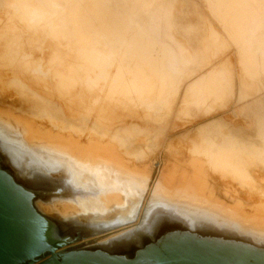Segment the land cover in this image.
Wrapping results in <instances>:
<instances>
[{
	"label": "bare ground",
	"instance_id": "obj_1",
	"mask_svg": "<svg viewBox=\"0 0 264 264\" xmlns=\"http://www.w3.org/2000/svg\"><path fill=\"white\" fill-rule=\"evenodd\" d=\"M9 1L20 5L15 13L0 11V96L7 93L13 99L0 107V264H264V183L255 188L253 173L264 176V116L251 120L249 128L241 119L230 130L225 129V121L209 119L223 133L222 141L165 143V150L186 166L169 162L162 170L160 160L153 176L149 159L154 158L160 134L152 128L166 123V118L157 117L162 110L152 105L141 106V100H160L189 78L196 63L189 44L179 48L184 65L172 68L176 60L169 45L157 39V52L147 30L138 22H134L138 28L126 25L128 20L101 0H96L100 4L74 1L73 10L65 12L71 20L67 22L80 23L68 29L74 38L63 42L55 35L60 31L53 28L57 20H34L41 0H31L37 3H29L32 7L26 0ZM215 1L207 6L214 19L223 22L232 12L229 1L237 0H224L228 6L222 5L223 0ZM257 1L254 5L238 0V10L231 6L242 21L236 37L241 45L233 43L240 45L237 54L248 80L254 77L252 86L240 85L243 98L258 94L264 76V21ZM147 16L150 20L153 13ZM235 19L231 20L236 23ZM235 23L237 30L240 25ZM215 27L209 32L214 56L228 36ZM124 58L123 70L115 62ZM120 71L125 73L121 79ZM226 74L205 71L199 97L192 94L196 87L189 83L185 91L190 99L182 103V112L210 111L209 100H221L225 92L220 80ZM15 77L21 86L57 102L65 119L50 114L40 119L19 107L12 92ZM237 101L235 95L233 104ZM226 113L231 120L233 114ZM127 119H137L138 130L146 132L141 136L128 129V136L135 137L132 148L123 146L115 133ZM182 121L191 120L182 117ZM225 175L234 183L239 180L238 185L247 186L249 192L261 194L260 198L247 197L248 205L235 197L240 186L233 188V184L223 191L230 202L220 198L219 187L224 185L220 180H226Z\"/></svg>",
	"mask_w": 264,
	"mask_h": 264
},
{
	"label": "rangeland",
	"instance_id": "obj_2",
	"mask_svg": "<svg viewBox=\"0 0 264 264\" xmlns=\"http://www.w3.org/2000/svg\"><path fill=\"white\" fill-rule=\"evenodd\" d=\"M8 1L9 0H0V11L1 12H4V11L12 12V11H14V13L17 12V10H15V9L20 4H17L16 2L13 3V2L9 1L10 2V5H9ZM30 1L31 0H26L27 4H29V3L32 4V1L31 2ZM49 1L47 2V0H41L40 3H38V4L43 3L41 5H38L37 3H33V4H35L34 6H36V4H37V6H41L43 9H46V10H41L42 9L41 7L39 8L36 6L37 15L35 16L34 20L35 21H37V20H39V21H50L51 20L53 23H55L54 21L57 20L56 23L58 22V24L56 25V23H55V25H53V28L56 29L57 31H60V32H58L55 35L58 36V34H59L60 37H58V39H60L63 42H66L69 40L71 41L74 38V36H73V33L68 29H70V27L78 28L79 25H77V24H79L80 21H77V22L72 21V22H74L73 24L76 26L72 25V23L70 24V22H67V21H71L68 18L67 12L71 9L73 10L72 7L74 6V4H76L75 2H78L80 4L83 3V2H81L82 0L66 1L67 3L68 2L70 3L69 7H68V5H66V2L62 1V0H60V2L58 0H49ZM93 1H94V3H96L98 0L97 1L93 0ZM125 1L127 2L128 0H120V2L122 4L119 3L118 0H110V1L104 0L103 2L101 0L100 3L105 5V3L107 2L106 5L108 7H111V9H113L115 11L117 10L118 12L116 11V13L117 14L119 13L118 15H120V13H121V16L124 17L125 20L126 19L128 20V21H126V25L132 24L133 26H135V25H138V24H136L138 22L140 28L142 27L143 29L147 30V33L149 34L150 38L153 37V39L155 40V41L153 40L154 46L158 45V42L156 41L157 39L161 40L162 42L169 45L174 52L175 60H176V63H174L172 65V68H176L180 65H184V62L181 59V55L179 54V48L184 43L193 45L195 47L198 46V48H199L198 51H199L201 61L202 62L204 61V63H205V65L202 68H199V66H197L195 64L194 67L189 71L190 72L189 78H184L180 82L181 84H179L178 87L174 88V90H172L171 92H167V94H165V96L163 98H161L160 100H154L152 102H151V100H147V102H146V99L141 100V103H142L141 106H143L145 108L152 105L155 109L162 110V112L159 113V116L158 115H156V116L159 118L161 117V119L165 117L166 123H167V124L162 123L158 126L156 125L153 128L151 127L152 129L156 130V131L155 130L154 131L157 134H160L158 140L156 141V143L158 141L159 142L157 143V145H158L156 147L157 149H155L154 158L149 159L148 169H152V175L153 176L156 175L155 165H158V164H159V166L161 165L160 160L163 161L162 166H161L162 170H165L166 168L169 167V165H170L169 162H175L179 167L182 165L181 167L184 168L185 164L183 162H181L182 160H176V158H173L168 153V151L165 150L167 143L173 142V141H181L182 143H186V144H195L196 143L195 140H201V139H205V138H209L216 143H220L222 141L223 136H224L223 133L221 132L220 128L215 126L211 121H209V119H211L213 117H217L219 121H221V122L225 121V129L230 130L231 127H234L233 124L234 123L236 124V122L239 123L241 121V119L244 121L245 127H248V126L250 127L251 126V123H250L251 120L257 119L260 116H264V102H263L264 101V89L260 90L258 92V94H255L253 96H249V97H245V98L242 97V89H241L240 85L248 88V86L251 85L250 83H252V80H254V77H253V79L248 80V74L249 73L246 71V68H245L246 66L244 65L242 60H240V58L237 54V50L240 49V45H241V43H240L241 39L239 37V40H237L238 39L237 36L240 35L239 30H240L241 25H242L241 24L242 21H241V19H239L241 17L240 12L238 11L239 14H236L237 11H235V9L238 10V7H235L238 5V4H236V2H238V0L235 1V3H234V1L226 0V2L227 1L231 2L232 3L231 6H234L235 9L233 7L231 8V6H230V10H232L233 13L228 12L229 17H227L223 22H221L222 20L219 21L218 19H216L217 20L216 21L214 19L212 10H210V8L207 6V4H209V3H214L215 0H177V1L176 0L175 1L174 0H161V3L159 2L160 0H143V2H141L142 0H129L128 1L129 4L126 3ZM208 1H209V3H207ZM248 1H251L255 5L257 0H248ZM258 1H259L258 9H259V12L262 15V18L264 21V0H258ZM85 2L86 1H84V3ZM226 2L223 0L224 4L222 3V5L228 6L229 4H226ZM100 3H98V4H100ZM215 3H216V1H215ZM126 4H128V5H126ZM129 5H130L129 9H131L132 12H131V10H130V12H127V10H129L128 9ZM134 5H136V6H134ZM156 5H157V7H155ZM47 6H49L50 8H48ZM125 6H127V7H125ZM132 6H134L133 9L131 8ZM218 6L220 8L222 7L219 4H218ZM126 8H127V10H125ZM220 8H217V9L219 11H221ZM225 8H226V6H225ZM11 9H12V11H11ZM119 9H120V11H119ZM139 9H141V10H139ZM222 9H224V6L222 7ZM45 11H46V13H45ZM148 11L149 12L151 11L150 13H153V16L150 20L147 16L150 14V13L148 14ZM152 11H155V12H152ZM122 12H124V13H122ZM139 12H140V14H139ZM234 12H236V13H234ZM231 13H232L233 18L235 16L239 15L237 18L235 17L236 19L234 18L236 20V23H235V21L234 22L232 21V20H234L232 17H231L232 20L230 19ZM16 14H19L18 17L22 16L21 12L16 13ZM196 14H197V17H196ZM233 14H235V15H233ZM23 16H26V15L23 13ZM14 17L17 18V16H14ZM65 17L67 19H65ZM51 18L54 20H52ZM59 18H61V20ZM24 19H25V17H24ZM132 19H133V22H132ZM145 19L148 20V21L146 20L148 22L147 23L148 25L146 24ZM239 20L241 21L240 23H239ZM196 21H198V23H196ZM225 21H226V23H225ZM134 22H136V23H134ZM237 22L239 24H237ZM227 23L229 25H232V26H229ZM234 23L236 25H240L239 27L236 26V28L238 27L237 30L235 29ZM190 24H193L195 26L192 29L187 30L185 28V26L190 25ZM223 24H227L229 26V28L232 27L231 29L232 30L235 29L236 31L235 30H234L235 32L232 31L231 29H229L227 27V25H225L226 26L225 28H227V29H225L223 27L224 26ZM145 25L148 27H146ZM183 26H184V28H182ZM211 26H213V27L216 26L215 28H219V29L221 28L222 33H224L225 36L226 35L229 36V37L226 36L225 37L226 39L224 38V36H222L223 40L225 39L224 42L226 41L227 43L225 42L224 47L222 48V50H220L221 53L219 51L218 54H215V56L212 54V52H210L211 51L210 50V44L212 41H211V38L209 36V32H210ZM136 27L137 26H135V28ZM144 27H146V28H144ZM62 28H64V29H62ZM151 28L154 31H152ZM222 28H224L225 30ZM225 31L226 32L228 31V33H226ZM154 32H156V33H154ZM234 33H235V35H234ZM192 34H194V35H192ZM229 34H231L232 36L234 35L233 36L234 38ZM230 37L233 38L232 41H231ZM236 37H237V39H236ZM227 38L229 40H227ZM135 40L137 42L136 38H134V41H132V42L134 43ZM234 40H236L238 43H240V45L238 44L236 46L235 45L236 43H233ZM205 45L207 46V49L201 50V47L203 48ZM155 50L158 52V46L155 47ZM239 51H241V49ZM119 54H121V56L123 55L122 53H118L117 56ZM114 57H116V54ZM125 59H127V58H124V60ZM123 61L122 62H115V64L124 70V67H126V65H124V64H126V60H125V62H123ZM121 63L122 64L124 63L123 64L124 67H123V65H121ZM238 63H240V64H238ZM115 64L113 63L112 67ZM235 66L237 68H235ZM114 67L116 68V66H114ZM113 68H111V69H113ZM208 69H210V70L211 69L224 70L225 73H227L225 79L223 78L222 80H220V81H222L223 88H224L225 92L222 95L221 100L220 99H218V101L217 100L216 101L215 100H209V103L212 104V109H214V110L211 109L208 112L202 111V112L198 113V110L196 108H191L188 111V115H186L185 113L182 112L181 107L184 108L182 106V103L186 102L190 99V97L187 96V93H186L187 88L190 85L189 83L194 84V86L196 87L195 92L192 94L194 96L196 95V97H199V95H200L199 94L200 78H201V75L205 71H207ZM243 69H244V71H243ZM120 73H121V75H120V79H121V78H123L122 76H124L125 73H123V71H120L119 74ZM46 80L51 82L52 81L51 76H50V78H49V76L46 77ZM226 80H228V81H226ZM13 86H15V87H12L13 88L12 92L15 94V96L17 97V100L19 101V104H17L19 107H21L27 111L31 110L33 113L37 114L38 118H40V119H44L47 114H50L53 118L58 119V120L59 119L60 120L65 119L64 115H62L63 114L62 110L59 108L60 106L53 99H51V98L49 99L47 96L45 97L42 95H41L42 97H40L39 93L36 90L32 89V87H30V86H21L20 79L18 77H15ZM227 87H229L230 91L228 90ZM172 94L173 95L175 94V95L172 96ZM230 94H231V96L233 95L232 98H231ZM235 95H236V98H238V101L234 105L233 101H234ZM4 96H5V98H7L8 94L4 93ZM4 96H2V98L0 96V107H4V102L9 103L10 101H13V99H10V98L5 99ZM44 98H46V99H44ZM168 98H169V100L167 101ZM212 101H215V102H212ZM167 102L170 104H168ZM171 103H172V105H171ZM220 104H222V105H220ZM165 106H166V108H165ZM225 111L231 112V113H232V111H234L232 113L233 115L231 117L232 118L231 120L226 119L225 114H228V113H226ZM235 112L237 115H235ZM243 114L248 115V116H245ZM182 117L184 119H190L191 121L188 123L187 122L183 123ZM235 119H237V120H235ZM129 120L130 119H127L126 124L123 125L125 128L118 125V127L115 130L117 139L126 148H132L134 141H135V137L128 136V129L130 127L133 129V132L136 135L143 134L141 136H144L145 135L144 133H146L144 131L140 132L138 130L137 119L136 120L134 119V121H136V122L129 121ZM232 120H234L235 122ZM89 123L90 122H86V124H89ZM66 124H67V122H65V124H64L67 127ZM127 124H128V126H127ZM160 126H162V128ZM80 127H82V129L84 128L83 126H81V124H80ZM126 128H127V131H126ZM147 128L151 129L150 126H148ZM163 142H164V144L165 143L166 144L163 145ZM150 145L153 146L154 144H150ZM187 168H186V170L190 171V168H188V169ZM253 173L256 174V176H257L256 177L257 181L254 185H255V188L258 189L261 187V182L263 181V183H264V176H262L261 172H257L256 170H253ZM224 178H226V180H220V182L223 183L224 185H220V187H219L220 192L217 195L220 198L225 199L227 202H230L231 199H229L228 197H225L223 191L225 188H230V185H232V184H233L232 185L233 188L234 187L237 188L238 182H240V181L235 180V183H234V181L229 179L230 176H227V175H225ZM227 182H230V184L229 183L226 184ZM238 186H240V185H238ZM238 191L240 192V194H236L235 197L241 199L245 203H248V205L249 204L251 205V203L247 197L254 196L255 198H260V196H261V194H258L256 192H254V193L249 192L247 186H243V187L240 186Z\"/></svg>",
	"mask_w": 264,
	"mask_h": 264
},
{
	"label": "crops",
	"instance_id": "obj_3",
	"mask_svg": "<svg viewBox=\"0 0 264 264\" xmlns=\"http://www.w3.org/2000/svg\"><path fill=\"white\" fill-rule=\"evenodd\" d=\"M189 46L192 48L193 52H194V56H195V59H196V65L199 66L200 68V65H203L204 64V61L202 62L201 61V58H200V55H199V51H198V46H193V45H190ZM194 47V48H193ZM203 48L201 47V50ZM261 62H262V65H263V70H264V56L261 58ZM264 89V76L262 77V86H260V90H263Z\"/></svg>",
	"mask_w": 264,
	"mask_h": 264
}]
</instances>
